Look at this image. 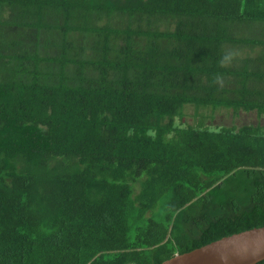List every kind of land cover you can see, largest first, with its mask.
Segmentation results:
<instances>
[{
    "label": "trees",
    "instance_id": "obj_1",
    "mask_svg": "<svg viewBox=\"0 0 264 264\" xmlns=\"http://www.w3.org/2000/svg\"><path fill=\"white\" fill-rule=\"evenodd\" d=\"M3 10L16 38L0 52L19 63L0 71V264H162L264 227V124L211 123L226 106L264 120V54L250 79L224 50L251 44L233 36L264 25V0Z\"/></svg>",
    "mask_w": 264,
    "mask_h": 264
},
{
    "label": "rangeland",
    "instance_id": "obj_2",
    "mask_svg": "<svg viewBox=\"0 0 264 264\" xmlns=\"http://www.w3.org/2000/svg\"><path fill=\"white\" fill-rule=\"evenodd\" d=\"M13 17V14H10L9 12H7V11H5V10H3V11H0V21L2 22V21H4V20H7V21H9V22H11V24H14V23H16L17 22V20L16 19H13L12 18ZM51 17V16H50ZM49 18V17H48ZM107 18L106 17H103V20L100 22V25H104L105 24V22L107 21L106 20ZM52 20H54V18L53 17H51L50 19H47V25L49 24V25H51V23H52ZM258 24V23H257ZM117 24L115 23L114 24V27H118V26H116ZM2 26H0V41H3V40H8V44H6V46H3L2 48H0V51H4L5 52V50H4V48H6V47H8L10 44H12V38H16V36L14 35V33L16 32V31H13L12 29H10V28H8V27H2ZM174 27H172V29H173ZM57 29H59V28H57ZM239 32V31H238ZM10 33V34H9ZM20 33V32H19ZM74 33H76V32H74ZM73 33V34H74ZM5 35L7 36V37H5ZM75 35V34H74ZM80 37V39H82L83 37L81 36V33H79L78 34ZM235 36H233L234 38H237V39H240V40H242V41H245V42H251V46H248L249 47V50L250 51H252L253 52V50H254V48L256 49V47H257V45L258 44H260V45H262L263 43H262V41L264 42V30H262L261 28H257V29H255V28H253L252 27V29L250 30L249 29V27H246V28H244V29H242V31L240 30V32L239 33H235L234 34ZM76 36H77V34H76ZM257 36H261L260 37V39L257 37ZM28 38V37H27ZM252 38H255L256 40L255 41H253V39ZM26 41H28L27 39H25ZM84 40V39H83ZM83 43H85V45L87 46V47H92L93 46V44H94V39H93V37L90 35L89 36V38L87 39V41H83ZM248 45V44H247ZM32 45H30V46H26V47H29L30 49L32 48L31 47ZM251 47V48H250ZM27 49V48H26ZM92 49V48H91ZM29 50V49H28ZM0 54H2L1 52H0ZM233 54V53H232ZM239 54V55H238ZM245 54V53H244ZM35 55V53L34 52H32V50H30L29 51V53H27V56L28 57H33ZM234 55L236 56V60L234 61L235 63L236 62H239V61H241L242 59H244V58H242L241 56H240V53H238V52H236V53H234ZM1 57H3V58H6V59H8L9 61L8 62H10V67H12V66H16L19 62H17V61H14V60H11L10 61V57L9 56H7L6 55V53H4V54H2V55H0V58ZM4 61H6V60H2V59H0V71H3V69H5L8 65V63H6V62H4ZM244 61H245V59H244ZM259 63V62H258ZM14 64V65H13ZM243 65H244V63H243ZM247 65V67H246V70H247V73H252V77L250 78V79H252V78H257L258 76L256 75V73L255 72H253L254 71V67L255 68H257V63H256V61L255 60H253L252 61V63L250 62V63H246L245 64V66ZM243 68L241 67V70H242ZM264 76V75H263ZM263 76H262V78L261 79H263ZM262 94H264V91L262 92ZM263 101H264V99H263ZM251 102H254V101H251ZM196 107H198L199 105L198 104H196L195 105ZM194 105H188L187 106V108H186V117H185V119H184V121L186 122V123H189V124H191V125H195V123H196V121H197V125H196V127H201L202 126V122H203V117H202V115L200 114L201 112H198L197 110H196V107H195ZM200 109V111H201V108H199ZM231 109H234V108H231ZM206 110V109H205ZM223 111L222 112H219V113H217V114H215V116H216V118H217V122L216 121H214V122H211L212 124H220V125H223V126H231V125H235V123L237 124V125H249V124H253V125H255V124H257V123H261V124H264V120L262 121V120H259L258 119V116H257V111H252V112H250L249 114H246V113H243V110H242V113H241V116L238 118V121H235V122H232V121H230V118H231V114H232V110H230L229 109V107H225V108H223L222 109ZM230 110V111H229ZM227 111H229L230 113H228L227 114ZM196 113H198L197 114V116H196ZM209 113V112H208ZM236 116V115H235ZM204 118H205V116H204ZM200 124V125H199ZM206 124H208V125H210L208 122L206 123Z\"/></svg>",
    "mask_w": 264,
    "mask_h": 264
},
{
    "label": "water",
    "instance_id": "obj_3",
    "mask_svg": "<svg viewBox=\"0 0 264 264\" xmlns=\"http://www.w3.org/2000/svg\"><path fill=\"white\" fill-rule=\"evenodd\" d=\"M264 260V227L224 237L162 264H257Z\"/></svg>",
    "mask_w": 264,
    "mask_h": 264
},
{
    "label": "crops",
    "instance_id": "obj_4",
    "mask_svg": "<svg viewBox=\"0 0 264 264\" xmlns=\"http://www.w3.org/2000/svg\"><path fill=\"white\" fill-rule=\"evenodd\" d=\"M252 27L255 28V29H257V28H261L262 29V27H264V25L261 24V23H258V24L257 23H254L252 25ZM262 30H264V29H262ZM257 37L260 39L261 36H257ZM248 46H251V45H248ZM248 46L246 44H243V45L242 44L241 45L240 44L235 45V44L229 43V44H225L224 50L227 53L228 57H230V60L232 62H233V59H234V61L236 60V56L234 55V53L238 52V53H240V56L242 58H245L244 65L246 63H250V62L252 63L253 60L256 61L257 66H258V64L260 65V63H258L257 60L263 61L260 57H261L262 54H264V44H262V45L258 44L257 47H256V49L254 48L253 52L250 51L251 49L249 50V47ZM26 48L29 49V50H32V48L30 49L29 47H25V49ZM243 51L245 52V54L243 53ZM0 59H2V57ZM246 60H249V61H246ZM237 63L238 62H236L235 64H237ZM229 79L233 80L234 78L233 77H231V78L229 77ZM255 98L256 99L258 98V100H263L264 99V95L263 94H261V95L256 94L255 95Z\"/></svg>",
    "mask_w": 264,
    "mask_h": 264
}]
</instances>
